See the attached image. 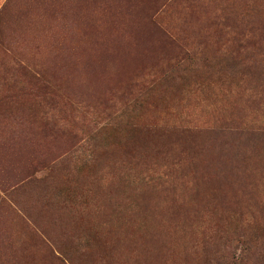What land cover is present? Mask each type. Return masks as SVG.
I'll list each match as a JSON object with an SVG mask.
<instances>
[{
    "label": "rangeland",
    "instance_id": "obj_1",
    "mask_svg": "<svg viewBox=\"0 0 264 264\" xmlns=\"http://www.w3.org/2000/svg\"><path fill=\"white\" fill-rule=\"evenodd\" d=\"M239 258L264 264V0H0V264Z\"/></svg>",
    "mask_w": 264,
    "mask_h": 264
},
{
    "label": "trees",
    "instance_id": "obj_2",
    "mask_svg": "<svg viewBox=\"0 0 264 264\" xmlns=\"http://www.w3.org/2000/svg\"><path fill=\"white\" fill-rule=\"evenodd\" d=\"M233 260L236 261V258L233 257ZM234 261H233V262H234ZM239 261H241V262H239V263L236 262V263H234V264H247L246 262H244V259H241V260H240V258H239Z\"/></svg>",
    "mask_w": 264,
    "mask_h": 264
}]
</instances>
